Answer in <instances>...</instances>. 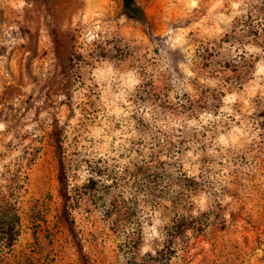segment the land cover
Here are the masks:
<instances>
[{
  "label": "rangeland",
  "instance_id": "374dc122",
  "mask_svg": "<svg viewBox=\"0 0 264 264\" xmlns=\"http://www.w3.org/2000/svg\"><path fill=\"white\" fill-rule=\"evenodd\" d=\"M136 1L0 0V264H264V0Z\"/></svg>",
  "mask_w": 264,
  "mask_h": 264
},
{
  "label": "trees",
  "instance_id": "16d2710c",
  "mask_svg": "<svg viewBox=\"0 0 264 264\" xmlns=\"http://www.w3.org/2000/svg\"><path fill=\"white\" fill-rule=\"evenodd\" d=\"M123 11L133 17H138L142 20L146 19L145 13L142 8L139 6L136 0H121ZM165 116L167 118H176L182 117L183 120L190 118H195V109L193 108H183L175 107H164ZM157 110H152L153 118H157ZM197 113V112H196ZM164 120L163 124L157 126V124L145 125L141 122L143 127H149L153 133L152 136V155H155L154 158H157L159 154H165L171 159L186 158L187 154H192L195 156V127H191L188 124V121L182 124H176L175 120ZM182 120V121H183ZM179 163V162H178ZM181 171L180 176L177 178V185L179 187L180 199L185 203L191 202L195 198V174L191 175L186 170L183 169V164H180ZM12 230V225H9ZM14 236L10 234L8 244H11L14 241Z\"/></svg>",
  "mask_w": 264,
  "mask_h": 264
}]
</instances>
